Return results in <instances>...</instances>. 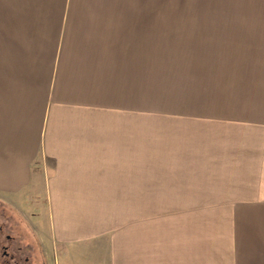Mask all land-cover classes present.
<instances>
[{
  "label": "crops",
  "instance_id": "1",
  "mask_svg": "<svg viewBox=\"0 0 264 264\" xmlns=\"http://www.w3.org/2000/svg\"><path fill=\"white\" fill-rule=\"evenodd\" d=\"M179 12L164 18L212 17ZM158 33L159 0H0V199L42 196L48 264H159L125 217L147 176L131 126L144 53L128 44Z\"/></svg>",
  "mask_w": 264,
  "mask_h": 264
},
{
  "label": "rangeland",
  "instance_id": "2",
  "mask_svg": "<svg viewBox=\"0 0 264 264\" xmlns=\"http://www.w3.org/2000/svg\"><path fill=\"white\" fill-rule=\"evenodd\" d=\"M178 11L212 17L164 18ZM136 39L147 79L131 126L147 176L125 217L157 240L159 264H264V0H159V33ZM36 200L0 207L43 242Z\"/></svg>",
  "mask_w": 264,
  "mask_h": 264
},
{
  "label": "flooded vegetation",
  "instance_id": "3",
  "mask_svg": "<svg viewBox=\"0 0 264 264\" xmlns=\"http://www.w3.org/2000/svg\"><path fill=\"white\" fill-rule=\"evenodd\" d=\"M10 210L0 207V264H48L43 244L28 219L19 210Z\"/></svg>",
  "mask_w": 264,
  "mask_h": 264
}]
</instances>
